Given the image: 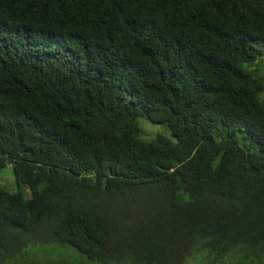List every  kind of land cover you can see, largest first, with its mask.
<instances>
[{
    "label": "trees",
    "instance_id": "16d2710c",
    "mask_svg": "<svg viewBox=\"0 0 264 264\" xmlns=\"http://www.w3.org/2000/svg\"><path fill=\"white\" fill-rule=\"evenodd\" d=\"M263 65L264 0H0V264H264Z\"/></svg>",
    "mask_w": 264,
    "mask_h": 264
},
{
    "label": "rangeland",
    "instance_id": "374dc122",
    "mask_svg": "<svg viewBox=\"0 0 264 264\" xmlns=\"http://www.w3.org/2000/svg\"><path fill=\"white\" fill-rule=\"evenodd\" d=\"M264 65L262 67V70ZM141 138L150 140L156 134H161L171 139L169 130L160 124H153L147 120L139 121ZM0 186L13 189L14 176L11 168H6L0 173ZM100 200V207L112 222L113 231H124L137 225L159 224L160 216L165 210V203L159 198L155 190L139 189L125 191L122 195H105ZM189 264H193L192 262ZM204 264V263H200Z\"/></svg>",
    "mask_w": 264,
    "mask_h": 264
}]
</instances>
